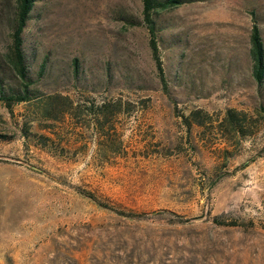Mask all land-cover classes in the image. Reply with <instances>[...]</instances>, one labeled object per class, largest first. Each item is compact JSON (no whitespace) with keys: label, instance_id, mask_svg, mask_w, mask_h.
Instances as JSON below:
<instances>
[{"label":"rangeland","instance_id":"rangeland-1","mask_svg":"<svg viewBox=\"0 0 264 264\" xmlns=\"http://www.w3.org/2000/svg\"><path fill=\"white\" fill-rule=\"evenodd\" d=\"M14 9L0 0V96L30 90L0 99V264H264V77L249 57L264 0L158 10L165 86L141 0H33L25 79L8 60Z\"/></svg>","mask_w":264,"mask_h":264},{"label":"trees","instance_id":"trees-1","mask_svg":"<svg viewBox=\"0 0 264 264\" xmlns=\"http://www.w3.org/2000/svg\"><path fill=\"white\" fill-rule=\"evenodd\" d=\"M187 1V0H141V18L142 21L147 29L148 33V47L150 49V53L152 59L154 60V64L156 67L157 75L161 81V84L165 86V76L164 71L161 65V61L158 55V44L156 38V28H155V13L158 10L165 9L171 6H174L180 2ZM33 0H14V17H13V24L12 29L10 32V47L8 52V60L14 69V71L19 75L21 79H25L26 76V68L24 64V57L22 51V29L25 25V21L27 18V14L31 8ZM249 57H250V75L252 79L255 81L257 85L263 80L264 77V47L260 36L259 28L255 23L251 24L249 30ZM73 65L76 66V59L73 58L72 60ZM43 67V63L40 64L39 70ZM30 89L27 88V84L23 82V89L16 93H10L6 95L0 96V99H3L4 103L7 106H10L12 101H21L27 98L28 92ZM43 112H49L46 106L42 107ZM108 109L106 108L105 104H102L98 110L94 111L89 109L87 112L93 119L94 127L96 129L101 128V123L106 119ZM197 112L192 111L190 115L194 119L193 121L197 122ZM239 113L243 117V112L239 111ZM236 112L232 108H226L224 115L221 121H224L226 124V128L232 131V133L237 135H243L244 130L241 129V118H237ZM183 121L189 124L186 116H183ZM222 122H219L221 125ZM218 131L223 133L222 128L219 127ZM90 199H95L91 194H86ZM101 206L108 207L106 204L98 202L94 200ZM123 213V212H119ZM125 215H138L136 213H125ZM232 223V222H231Z\"/></svg>","mask_w":264,"mask_h":264}]
</instances>
